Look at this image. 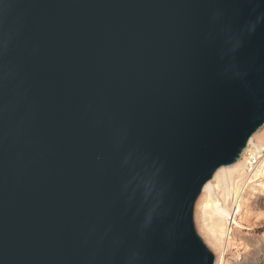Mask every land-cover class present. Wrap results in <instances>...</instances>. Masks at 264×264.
Instances as JSON below:
<instances>
[{
  "label": "water",
  "instance_id": "water-1",
  "mask_svg": "<svg viewBox=\"0 0 264 264\" xmlns=\"http://www.w3.org/2000/svg\"><path fill=\"white\" fill-rule=\"evenodd\" d=\"M263 127L264 0H0V264H215Z\"/></svg>",
  "mask_w": 264,
  "mask_h": 264
},
{
  "label": "bare ground",
  "instance_id": "bare-ground-1",
  "mask_svg": "<svg viewBox=\"0 0 264 264\" xmlns=\"http://www.w3.org/2000/svg\"><path fill=\"white\" fill-rule=\"evenodd\" d=\"M256 137L258 136L255 134L250 139L247 150L235 165L218 170L214 178L206 184L196 203L200 231L217 253L215 264H264V240L262 242L257 240L251 244L245 242L244 248L247 249L250 245L254 253L252 257L242 256L240 247L243 241L232 235V231L238 230L239 227L240 222H237L236 215L240 214L241 206L246 205L252 195L264 191V164L261 160L263 157H258L264 153V138L258 139V144L254 145ZM252 147L257 162L255 172L249 173V159L246 155ZM257 223L250 225L251 229L258 227Z\"/></svg>",
  "mask_w": 264,
  "mask_h": 264
},
{
  "label": "rangeland",
  "instance_id": "rangeland-1",
  "mask_svg": "<svg viewBox=\"0 0 264 264\" xmlns=\"http://www.w3.org/2000/svg\"><path fill=\"white\" fill-rule=\"evenodd\" d=\"M256 136L258 137H256L257 139L255 140L254 145L258 144V139L261 140L262 138H264V127L256 133ZM253 149H254L253 147L250 148L251 151H253ZM259 156L263 157L261 160L264 163V153L259 154ZM251 198L249 199V202L246 203V205L241 206L240 214L236 215L237 220H238L237 222L238 223L240 222V223H239L238 230L232 231V235L233 237L234 236H236L237 238L239 237L243 241V245L240 247V249L242 248L240 250V254L242 256L248 255L252 257L254 253L253 248H251L249 245L248 248L246 249L244 248V244L245 242H247L248 244H251L252 242L257 241V240H261V242L264 240V224H263L264 223V191H260L257 195H252ZM230 201L232 200L230 199ZM196 210H197V204L194 210V223H195L196 230L199 236L202 238V240L205 242V244L208 246V248L212 251V253L216 257L217 253L214 252L215 250H213L212 246L209 245V243L206 240V237H204V235L200 231V227L198 225L199 223L197 221ZM259 220L261 223L259 222ZM254 223L255 224L257 223V225L259 224L258 225L259 228L256 226V227H252L253 229H251V226H253ZM234 226H237V225H234ZM232 248H235V247L232 246ZM235 251L236 250H234V252Z\"/></svg>",
  "mask_w": 264,
  "mask_h": 264
},
{
  "label": "built area",
  "instance_id": "built-area-1",
  "mask_svg": "<svg viewBox=\"0 0 264 264\" xmlns=\"http://www.w3.org/2000/svg\"><path fill=\"white\" fill-rule=\"evenodd\" d=\"M253 151H251V150H248V152H247V155H246V158H248L249 159V161H248V166H249V173H252V172H255V167H256V162H257V159L253 156ZM258 157H260V156H258ZM262 164H264V163H262Z\"/></svg>",
  "mask_w": 264,
  "mask_h": 264
}]
</instances>
